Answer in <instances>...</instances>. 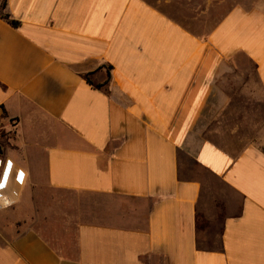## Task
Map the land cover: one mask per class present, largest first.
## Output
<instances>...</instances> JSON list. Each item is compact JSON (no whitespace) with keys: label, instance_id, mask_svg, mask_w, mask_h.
I'll list each match as a JSON object with an SVG mask.
<instances>
[{"label":"crops","instance_id":"crops-1","mask_svg":"<svg viewBox=\"0 0 264 264\" xmlns=\"http://www.w3.org/2000/svg\"><path fill=\"white\" fill-rule=\"evenodd\" d=\"M7 12L20 26L0 18V182L19 197L0 213V264H264V148L208 135L240 58L264 92L262 5L8 0ZM8 161L24 180L2 173ZM25 211L29 225L7 231Z\"/></svg>","mask_w":264,"mask_h":264},{"label":"rangeland","instance_id":"rangeland-1","mask_svg":"<svg viewBox=\"0 0 264 264\" xmlns=\"http://www.w3.org/2000/svg\"><path fill=\"white\" fill-rule=\"evenodd\" d=\"M1 1V0H0ZM242 2L243 0H238ZM256 3L264 7V0H254ZM214 9H217L214 6ZM221 11H214L213 16H221ZM240 68L228 76H225L220 81L219 87L226 92L230 98V104L226 107L220 117L211 125L208 135L218 144L228 147L232 152H240L244 147L250 144H256L264 148V92L257 83V78L254 68L249 62L243 58L239 61ZM10 137L2 129L0 130V147L3 149L9 144ZM40 196H61L59 192L38 193ZM65 197L70 199L78 198V195L71 193H64ZM37 204L36 210L43 214L45 205ZM15 206L0 205V213L3 209L12 208ZM13 209V208H12ZM11 209H7L10 211ZM41 213L39 215L42 217ZM10 214L5 220L8 222L7 231H11L13 227L17 231L23 230L29 225L26 218L29 217V211H25L19 215L23 219H17ZM35 209L32 207V224L36 225L39 219L34 220Z\"/></svg>","mask_w":264,"mask_h":264},{"label":"built area","instance_id":"built-area-1","mask_svg":"<svg viewBox=\"0 0 264 264\" xmlns=\"http://www.w3.org/2000/svg\"><path fill=\"white\" fill-rule=\"evenodd\" d=\"M3 128L2 120L0 119V130ZM3 174H8L10 176H15L18 180L25 179V173L20 170L14 168L12 163L6 162L2 171ZM19 197V193L17 190H8L7 185L0 182V205L1 206H9L12 205L16 198Z\"/></svg>","mask_w":264,"mask_h":264},{"label":"trees","instance_id":"trees-1","mask_svg":"<svg viewBox=\"0 0 264 264\" xmlns=\"http://www.w3.org/2000/svg\"><path fill=\"white\" fill-rule=\"evenodd\" d=\"M8 7V0H1L0 1V18L5 19L12 27H19L20 23L14 19H12L11 15L7 12ZM112 67H109L108 71L110 72ZM89 83L92 81L89 79V75L84 76Z\"/></svg>","mask_w":264,"mask_h":264},{"label":"water","instance_id":"water-1","mask_svg":"<svg viewBox=\"0 0 264 264\" xmlns=\"http://www.w3.org/2000/svg\"><path fill=\"white\" fill-rule=\"evenodd\" d=\"M0 155H3V150L1 147H0Z\"/></svg>","mask_w":264,"mask_h":264},{"label":"snow or ice","instance_id":"snow-or-ice-1","mask_svg":"<svg viewBox=\"0 0 264 264\" xmlns=\"http://www.w3.org/2000/svg\"><path fill=\"white\" fill-rule=\"evenodd\" d=\"M10 163V162H9Z\"/></svg>","mask_w":264,"mask_h":264}]
</instances>
